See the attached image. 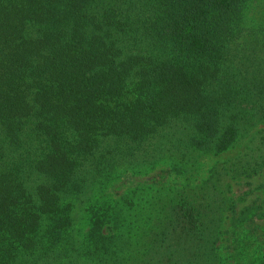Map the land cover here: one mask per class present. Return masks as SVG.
Returning a JSON list of instances; mask_svg holds the SVG:
<instances>
[{"label": "trees", "instance_id": "trees-1", "mask_svg": "<svg viewBox=\"0 0 264 264\" xmlns=\"http://www.w3.org/2000/svg\"><path fill=\"white\" fill-rule=\"evenodd\" d=\"M252 1L0 0V264H226L223 237L264 217L230 197L264 175ZM240 144L200 190L106 194Z\"/></svg>", "mask_w": 264, "mask_h": 264}, {"label": "rangeland", "instance_id": "rangeland-1", "mask_svg": "<svg viewBox=\"0 0 264 264\" xmlns=\"http://www.w3.org/2000/svg\"><path fill=\"white\" fill-rule=\"evenodd\" d=\"M264 0H253L250 16L260 22L263 18ZM243 145L235 146L228 152L219 155H205L199 160L198 168L192 177H182L168 171V166L159 167L147 176H124L114 186L106 190L111 198L118 197L128 189L145 187V198L160 197L167 200L185 190H200L210 177L213 168L221 163L234 159L243 149ZM264 175L251 179H242L233 184L232 197L239 208L254 202L259 205L264 200ZM156 200H158L156 198ZM219 253L226 264H261L264 257V217H253L243 227L230 231L219 244Z\"/></svg>", "mask_w": 264, "mask_h": 264}]
</instances>
